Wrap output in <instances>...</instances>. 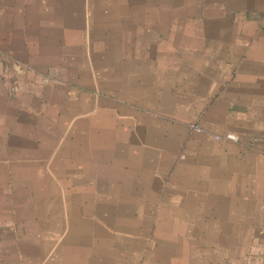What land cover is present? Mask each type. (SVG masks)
<instances>
[{"label":"crops","instance_id":"1","mask_svg":"<svg viewBox=\"0 0 264 264\" xmlns=\"http://www.w3.org/2000/svg\"><path fill=\"white\" fill-rule=\"evenodd\" d=\"M3 53L68 83L11 86ZM256 253L264 0H0V264Z\"/></svg>","mask_w":264,"mask_h":264},{"label":"rangeland","instance_id":"2","mask_svg":"<svg viewBox=\"0 0 264 264\" xmlns=\"http://www.w3.org/2000/svg\"><path fill=\"white\" fill-rule=\"evenodd\" d=\"M4 65H3V76L4 79H9V85L11 86H22L26 81L34 84H44L47 82L54 83H68L64 79H61L51 72V70H45L39 67H35L25 61H21L16 57L10 56L7 53H3ZM6 60V61H5ZM7 77V78H6ZM244 264H263L264 254H243L241 256Z\"/></svg>","mask_w":264,"mask_h":264},{"label":"built area","instance_id":"3","mask_svg":"<svg viewBox=\"0 0 264 264\" xmlns=\"http://www.w3.org/2000/svg\"><path fill=\"white\" fill-rule=\"evenodd\" d=\"M189 128L192 132H202V129L200 126L196 125V124H190ZM213 139L215 140H228V141H237L238 140V136L232 132H226L224 134H213Z\"/></svg>","mask_w":264,"mask_h":264}]
</instances>
